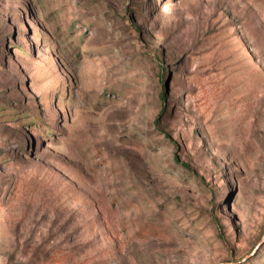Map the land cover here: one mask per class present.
<instances>
[{"label":"rangeland","instance_id":"1","mask_svg":"<svg viewBox=\"0 0 264 264\" xmlns=\"http://www.w3.org/2000/svg\"><path fill=\"white\" fill-rule=\"evenodd\" d=\"M0 264H264V0H0Z\"/></svg>","mask_w":264,"mask_h":264},{"label":"trees","instance_id":"2","mask_svg":"<svg viewBox=\"0 0 264 264\" xmlns=\"http://www.w3.org/2000/svg\"><path fill=\"white\" fill-rule=\"evenodd\" d=\"M161 98H162V100L164 101V103H165V101H166V95H165V92H163L162 93V95H161ZM163 111H165V106H163V109H162V111H161V114L163 113ZM160 120V116H159V118L157 119V121H159Z\"/></svg>","mask_w":264,"mask_h":264}]
</instances>
